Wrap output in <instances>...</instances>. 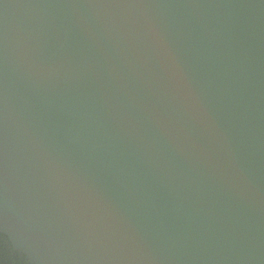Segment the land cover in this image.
Here are the masks:
<instances>
[{
    "label": "water",
    "instance_id": "95a60500",
    "mask_svg": "<svg viewBox=\"0 0 264 264\" xmlns=\"http://www.w3.org/2000/svg\"><path fill=\"white\" fill-rule=\"evenodd\" d=\"M0 233L28 264H264V0H0Z\"/></svg>",
    "mask_w": 264,
    "mask_h": 264
},
{
    "label": "trees",
    "instance_id": "16d2710c",
    "mask_svg": "<svg viewBox=\"0 0 264 264\" xmlns=\"http://www.w3.org/2000/svg\"><path fill=\"white\" fill-rule=\"evenodd\" d=\"M0 264H28L15 253L7 242L6 237L0 233Z\"/></svg>",
    "mask_w": 264,
    "mask_h": 264
}]
</instances>
